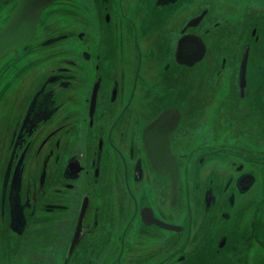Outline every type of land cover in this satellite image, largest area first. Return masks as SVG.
<instances>
[{
	"label": "flooded vegetation",
	"instance_id": "flooded-vegetation-1",
	"mask_svg": "<svg viewBox=\"0 0 264 264\" xmlns=\"http://www.w3.org/2000/svg\"><path fill=\"white\" fill-rule=\"evenodd\" d=\"M189 1L50 0L30 41L0 58L19 60L34 83L7 130L6 153L0 148V253L26 255L24 264H122L131 237L159 229L165 234L152 232V240L174 248L153 264L172 257L176 264H264V0L259 10L229 0L228 20L212 13L218 0H203L167 31ZM17 2L2 1L6 21ZM186 33L206 47L190 66L175 57ZM149 36L155 39L143 61ZM227 36L231 103L216 83L226 58L216 66L208 56L210 39ZM74 38L83 49L60 53L58 44ZM132 56L130 67L124 61ZM225 118L237 134L215 147L221 125L212 122ZM167 151L177 169L173 204L169 165L156 170L150 158ZM154 186L155 198L137 197ZM170 208H178L172 217ZM42 225L55 257L39 242Z\"/></svg>",
	"mask_w": 264,
	"mask_h": 264
},
{
	"label": "rangeland",
	"instance_id": "rangeland-1",
	"mask_svg": "<svg viewBox=\"0 0 264 264\" xmlns=\"http://www.w3.org/2000/svg\"><path fill=\"white\" fill-rule=\"evenodd\" d=\"M2 1L3 0H0V28L3 26V24L5 23L7 19L6 14L1 13L3 11V8L1 5ZM235 1L236 3L243 2V0H235ZM217 3H218L217 11H212V13L228 20L229 12H225L224 8L225 7L229 8V0H218ZM245 3H251L252 5H254L255 9L259 10V0L258 1L257 0H246L244 4ZM202 4H203V0H193V1L186 2L185 6L181 7L179 9V12H176L175 15L171 17L168 20V22H166V26L168 27L167 31H170V30L172 31L174 29V27L177 25L174 23H177L178 21L182 20L184 17L187 18L197 13ZM40 35H42V33ZM154 39H155L154 36H149V37H145L144 40L141 42V48L144 51L143 61L145 60V58H147L145 54L148 51H150V48H152V43ZM34 46H36V44L34 45V43H32V47ZM229 46H230L229 36L225 37V39H223L222 41L219 40L218 44H215L212 38L208 42V53H209L208 56H211L213 58V61L216 62V66H218L219 60L222 56L223 58L224 56L226 58V67L224 71L220 74L219 80L216 83L220 84L218 85L219 89L221 88L220 90L224 91L223 98L225 100L229 99V103H231L232 98L227 97V91H226L227 89L228 93H230V87H225L227 84H229L230 86V73H229V68H227L229 67ZM83 47H84L83 40L79 38L70 39L68 41H64L58 44V50L61 48L62 51H65L64 53L60 52L63 55L67 53L72 54L73 52H77V51L80 52L81 49H83ZM34 50L40 52V46L39 45L36 46ZM2 62L3 61H0V75H1L0 76V95H1V92L4 90V88H5V92L3 93L4 97L2 98L0 102V130L4 128L5 132L4 134L0 132V148H1V151H4V153H6V148L8 147V144L10 142L9 138L5 139V136L7 135V130L11 127L14 128L16 126L19 113L24 107V101L28 98L33 88L34 83L30 84L27 82V78L31 76L32 72H20V69L22 68L23 65L19 60L15 61L13 65H11V62H14V61H9L8 64L6 63L2 64ZM124 62L130 67L134 66L136 63L135 58L133 56L130 57V59L129 58L126 59ZM204 65L205 63L203 62L202 66L204 67ZM124 69H126V67H124ZM141 71L144 72L142 67H141ZM151 71L154 72L153 69ZM22 80H25L24 86L21 85ZM1 82L5 84L4 87H1ZM241 105L245 106L246 103L244 102ZM243 114L245 113H242L241 115ZM257 114L260 116L261 115L260 111L257 112ZM235 116L236 114H234V117ZM225 117H229V111L225 115ZM228 121H229V118H225V121L223 123L212 122V123L218 124V126L221 125V127L218 128V130L216 131L215 147L219 144L220 145L225 144L226 138H229V132L233 131V134H237V131L233 128L232 122L228 123ZM236 138L237 137L235 136L233 140L236 141ZM4 139L6 140V142ZM216 140L219 143H217ZM4 142H5V148H3V146L1 147V145H3ZM212 167H213V163H208L206 165V169L209 171L211 170ZM222 168H223V172H225L226 170H229V166L225 162H222ZM0 173H1V170H0ZM156 188H157L156 186L153 187L154 191L152 189L141 188L139 192H144V193L139 194L138 192L137 197L139 199H142L143 197L145 199L155 198ZM182 199H183V195L181 194L180 204L183 203ZM177 209L178 208L176 209L170 208L171 217L174 216V213H176ZM225 227L226 229H229V225H226ZM41 228H42V234L38 237L39 242L40 244H48L47 247L50 248L51 250H47V253L55 257L57 254V250L55 248H52V246L50 245L51 242L47 243L49 240H51V237L47 232H45L46 230H45L44 225H42ZM155 231L160 232V234L157 235V238L162 237L161 233L165 234V232L159 229H152L149 233L153 235L152 232L155 233ZM152 235L148 236L146 234L145 235L142 234L140 236L138 235L137 237L136 236L131 237V241L129 243V245L131 246V250H125V252H123L121 256L122 264H153L157 262L160 257L162 256L167 257L169 254L173 253L172 250L174 246L169 245L168 243H165V242H159L156 240H152L154 237H156ZM169 235L171 236L174 235L176 239L178 240L175 233L170 232ZM176 245H180V244H176ZM25 258H26V255L20 256L19 253L17 252H12L10 254L0 253V264H24L23 261ZM175 262H177L175 257L166 259V264H176Z\"/></svg>",
	"mask_w": 264,
	"mask_h": 264
},
{
	"label": "water",
	"instance_id": "water-1",
	"mask_svg": "<svg viewBox=\"0 0 264 264\" xmlns=\"http://www.w3.org/2000/svg\"><path fill=\"white\" fill-rule=\"evenodd\" d=\"M49 2L50 0H18L8 20L0 28V58L5 56L9 51L16 50L17 47L25 45L30 41L36 29L40 11ZM199 18L200 16L191 20V23L195 24ZM187 25H190V23H187ZM205 48V44L201 40L200 36L186 33L182 35L177 42L175 57L178 62L190 66L195 61L201 59L205 52ZM247 54L248 48H245L240 69L241 85L245 83ZM157 120H161V117H158ZM150 158L156 170H167L164 167L169 165L168 169L170 170L172 176L170 200L172 204L175 203L177 198V169L174 159L168 151L164 157L150 153ZM154 222L168 229L175 228L174 225L165 223L158 219H155Z\"/></svg>",
	"mask_w": 264,
	"mask_h": 264
}]
</instances>
